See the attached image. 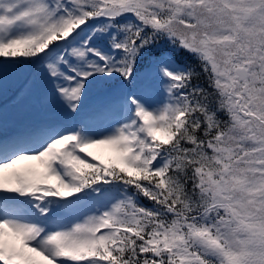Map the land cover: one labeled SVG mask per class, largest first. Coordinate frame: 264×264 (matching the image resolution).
Instances as JSON below:
<instances>
[{
	"label": "snow or ice",
	"instance_id": "6c2138e0",
	"mask_svg": "<svg viewBox=\"0 0 264 264\" xmlns=\"http://www.w3.org/2000/svg\"><path fill=\"white\" fill-rule=\"evenodd\" d=\"M10 71L68 122L0 137V264H264V0H0Z\"/></svg>",
	"mask_w": 264,
	"mask_h": 264
},
{
	"label": "rangeland",
	"instance_id": "374dc122",
	"mask_svg": "<svg viewBox=\"0 0 264 264\" xmlns=\"http://www.w3.org/2000/svg\"><path fill=\"white\" fill-rule=\"evenodd\" d=\"M139 68L141 71L145 70L144 62H141ZM12 73L10 71L9 74L0 76L1 93H8L6 87L10 81L16 84L20 76L27 77V80L24 83H18L19 85L17 84L12 94L9 93L8 98L0 100V137L15 136L23 129L40 121L68 122L64 112L45 99L46 86L39 77H34L29 72H19L20 75L17 76H13ZM28 81H31V88L25 92V84ZM108 94L104 86L93 88L84 102L85 112L101 103Z\"/></svg>",
	"mask_w": 264,
	"mask_h": 264
},
{
	"label": "trees",
	"instance_id": "16d2710c",
	"mask_svg": "<svg viewBox=\"0 0 264 264\" xmlns=\"http://www.w3.org/2000/svg\"><path fill=\"white\" fill-rule=\"evenodd\" d=\"M172 55L175 57V59H176V61H177V63H179V64H181V65H183V64H185L186 62H189V61H191L192 63H195L193 60H192V58L190 57V56H188L186 53H180V54H175V53H172ZM141 66V63H140V65H139V67ZM7 74H9V72L7 73ZM13 74V76H17V75H20L19 73H17V72H13L12 73ZM27 80V77H24V76H20L19 77V80L17 81V83L15 84L13 81H10L8 84H7V89H8V93L7 94H5V93H1L0 92V100L1 99H4V98H8V95H9V93H13L14 91H15V87L17 86V84L18 83H24L25 81ZM196 81H194V83H195ZM201 84H203L204 83V80H203V78H201V80L199 81ZM19 85V84H18ZM102 86V85H101ZM141 204H144L145 206H147V207H151V202L150 201H148V200H146V199H144V198H140V201H139Z\"/></svg>",
	"mask_w": 264,
	"mask_h": 264
}]
</instances>
